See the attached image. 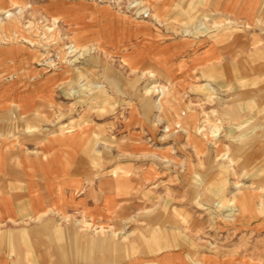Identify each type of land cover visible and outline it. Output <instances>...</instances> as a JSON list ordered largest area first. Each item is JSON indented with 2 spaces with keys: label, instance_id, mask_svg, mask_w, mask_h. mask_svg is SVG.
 <instances>
[{
  "label": "rangeland",
  "instance_id": "374dc122",
  "mask_svg": "<svg viewBox=\"0 0 264 264\" xmlns=\"http://www.w3.org/2000/svg\"><path fill=\"white\" fill-rule=\"evenodd\" d=\"M249 1L176 0L159 13L153 0H0L4 83L61 72L32 131L91 122L105 137L97 157L121 162L106 171L123 177L121 216L93 230L44 218L62 230L39 241L47 264L53 243L66 261L85 240L100 264L166 250L191 264H264V0L243 12ZM8 126L14 141L32 132ZM133 139L143 146L128 149ZM100 237L111 249L87 241Z\"/></svg>",
  "mask_w": 264,
  "mask_h": 264
},
{
  "label": "crops",
  "instance_id": "0c3cea01",
  "mask_svg": "<svg viewBox=\"0 0 264 264\" xmlns=\"http://www.w3.org/2000/svg\"><path fill=\"white\" fill-rule=\"evenodd\" d=\"M158 1L159 4L156 1L155 5L159 13H175L173 1L176 0ZM197 1L202 5L203 0ZM225 2L223 9H236L238 4L227 8ZM257 2L249 1L247 7L241 5L240 8L243 12L251 11ZM110 12L114 16H124ZM143 60L148 64L147 59ZM60 75L58 72V77L30 83L13 76L11 83H4L0 73V264H47L44 257L46 247L39 241L46 232L60 235L62 230L53 224L42 225L44 218L60 220L66 217L84 221L92 224L90 229L93 230V227L106 228L114 222L117 214L121 216L116 209L124 202V193L117 185L123 177L106 172L108 169L114 171L121 162L116 158L105 161V158L97 157L98 141L105 137L101 133H92L91 122L80 125L70 122V127L75 126L73 130L52 132L45 137H40L38 131H32L37 129L36 112L51 100V90L61 83L58 80ZM132 109H129L130 114L134 116L135 108ZM15 122L26 131H32L31 134L22 135L15 141L7 137L8 125ZM73 133L81 135L78 139L76 135L70 137ZM140 141L136 140L138 143L135 144L134 139L130 140L127 148L139 149L143 146ZM88 144L94 146L92 151ZM101 148L108 150L105 144H101ZM27 223L30 225H25ZM78 225L80 223H74L70 230L77 231ZM87 241L95 250L112 247L106 237L88 238ZM84 242L76 245L80 251L77 249L75 254L71 247L66 261L62 260L60 241L53 243V264H100L95 252L89 250ZM185 256L183 251L166 250L149 255L135 254L117 263L105 264H191Z\"/></svg>",
  "mask_w": 264,
  "mask_h": 264
},
{
  "label": "bare ground",
  "instance_id": "6f19581e",
  "mask_svg": "<svg viewBox=\"0 0 264 264\" xmlns=\"http://www.w3.org/2000/svg\"><path fill=\"white\" fill-rule=\"evenodd\" d=\"M4 3H6V2H4ZM3 3V4H4ZM15 4V3H14ZM24 6H26V4H24ZM141 6V5H140ZM18 7V6H17ZM137 7V6H136ZM20 8V7H19ZM137 9V8H136ZM11 11V10H10ZM10 11L9 10H7V9H5L4 10V12L1 14V15H3V14H7L8 13V15L6 16L7 18L6 19H8L9 20V23H7L8 24V26H6V28L5 29H10L11 27H12V24H13V22H16L15 21V19L12 17L13 15H14V13H10ZM4 20V19H3ZM2 19H0V22H2L3 21ZM4 22V21H3ZM48 29H50V27L48 28ZM68 48H71V50H70V52L72 53V55L71 56H73L75 53H77L78 52V50L79 49H77V48H75L74 47V45H70V46H68ZM81 50V49H80ZM152 89V88H151Z\"/></svg>",
  "mask_w": 264,
  "mask_h": 264
}]
</instances>
